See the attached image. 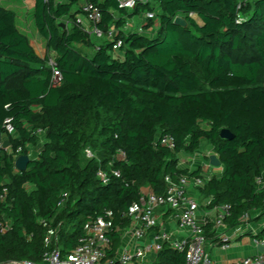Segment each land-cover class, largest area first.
<instances>
[{
    "label": "trees",
    "instance_id": "obj_1",
    "mask_svg": "<svg viewBox=\"0 0 264 264\" xmlns=\"http://www.w3.org/2000/svg\"><path fill=\"white\" fill-rule=\"evenodd\" d=\"M88 1L101 11L103 34L116 31L121 56L111 41L95 45L77 24L81 0H34L29 13L55 56L58 86L49 55L34 53L16 13L0 5V143L5 120L15 131L8 148L0 147V223H9L0 233L2 263L40 262L56 230L64 257L100 216L127 226L141 188L163 195L167 176L200 177V168H179L178 155L202 143L224 169L199 188L208 208L229 205L228 229L264 212V0H150L130 13L116 0ZM147 12L157 26L148 20L141 34L126 30ZM177 17L185 28L173 23ZM223 129L231 140L220 138ZM38 130L42 148L17 172L16 149L27 155L41 140ZM159 136L171 137L174 148ZM119 150L125 160L113 161ZM151 264H185V257L164 246Z\"/></svg>",
    "mask_w": 264,
    "mask_h": 264
},
{
    "label": "built area",
    "instance_id": "obj_2",
    "mask_svg": "<svg viewBox=\"0 0 264 264\" xmlns=\"http://www.w3.org/2000/svg\"><path fill=\"white\" fill-rule=\"evenodd\" d=\"M150 0H116L119 9L127 12H132L138 5H145ZM80 15L76 19L78 25L82 27L89 35H93L98 39L103 37L112 42V51L116 53L122 47L121 40H115L116 31L112 30L106 35L98 27L102 16L98 6L92 4L88 0H81ZM144 22L136 25L129 30V22L126 24V30L130 32L143 33V27L148 20H153L157 26V20L153 13L147 12L144 14ZM98 49V48H97ZM47 66L52 72V83L59 85L61 82V74L56 69L55 56L50 55L47 61ZM4 139L14 134V128L7 119L4 122ZM38 136H42L40 130L36 131ZM158 141L161 145L170 149L174 148L173 140L169 136H159ZM3 142L0 143L2 148ZM21 148L16 149L17 157L20 156ZM86 157H92L91 153L86 150ZM16 157V158H17ZM125 152L119 150L114 156L113 161L125 160ZM112 161V162H113ZM98 177L106 183L107 177L104 172L99 171ZM113 175L119 177L118 172H113ZM166 190L163 195H156L151 192L143 194L138 206L128 214L130 220L127 228H119L113 226L110 215L97 217L91 221L86 227L84 234L80 237L77 246L64 257L58 246L57 231L50 232L45 239L46 252L40 262H31L27 260L16 262H0V264H145V258L149 251H153L156 256L163 249L168 246L175 251L184 254L185 264H215L212 261L211 255L206 251V244L208 242L203 224L198 220L199 205L187 194V188L193 185L201 188L204 181L200 177H188L186 175L179 176L176 179L165 177ZM258 190L263 188L262 182L256 180ZM64 197L58 204L63 202ZM2 200V197L0 198ZM210 199L207 202V206ZM167 207L175 213L177 223L182 228L186 236L182 239L174 238L172 232L168 228L160 227L156 217V211L160 208ZM216 210L213 219V227L218 231L223 229L226 220L231 216L229 205H220L214 208ZM250 218L249 214L243 216V221L246 223ZM243 223V224H244ZM241 227L233 228V234L239 236L241 234ZM9 228V223H0V233H5ZM123 233L125 236L131 237L135 246L133 249L124 248L120 251L115 250L112 242L113 236L119 238V234ZM151 234V242L145 244V238ZM255 237L253 244L255 247H263V251H258L252 257H246L238 261L229 262L227 264H264V229ZM218 243L223 250L229 247L231 237L226 233H219L217 235ZM144 244V245H143Z\"/></svg>",
    "mask_w": 264,
    "mask_h": 264
},
{
    "label": "crops",
    "instance_id": "obj_3",
    "mask_svg": "<svg viewBox=\"0 0 264 264\" xmlns=\"http://www.w3.org/2000/svg\"><path fill=\"white\" fill-rule=\"evenodd\" d=\"M0 5L16 13V25L18 29L26 33L29 36V44L32 47L34 53L39 58H44L46 55H53V53L48 52L46 49L45 41L37 34L32 22L29 20V13L34 6V0H0ZM26 13H28L26 15ZM144 20L139 17H133L129 20V30L133 29L136 25L142 24ZM107 41V39H105ZM44 143L43 135L41 140L37 143L35 147L28 148V154L30 160L36 159L39 151ZM206 150L202 156H196L197 152L190 155L179 154V168L187 169L189 173L197 169H201L200 177L204 182L209 180L211 177H220L224 171L223 167H213L209 165V156L215 155L212 147L205 144ZM190 156V157H189ZM141 193H149L147 187L141 188ZM187 194L193 198L199 205L198 220L201 224L205 225L209 223V230L204 229L206 238L208 240L206 244V251L211 255L212 261L215 264H227L229 262L238 261L246 257H252L257 254L259 247H255L253 240L255 237L259 236L260 232L264 229V212L256 211L250 213L249 220L241 224V234L235 236L233 234V228L228 229L225 223L223 229L216 230L213 227V219L216 214V210L209 209L207 202L209 199L203 197L199 188L190 185L187 188ZM156 217L160 227L168 228L174 238L182 239L186 236L185 231L179 227L175 213L167 207L160 208L156 211ZM240 226V225H239ZM128 227V225H127ZM126 226L124 228H127ZM237 227V226H236ZM246 227V229H245ZM245 229V231H243ZM221 233H226L231 238L229 247L223 250L219 243L217 235ZM247 233V234H246ZM247 236V241L243 239V236ZM151 242V234L149 233L145 238V244ZM144 245V244H143ZM135 246L134 240L125 236L123 233L119 234V238L116 237V244L114 245L115 250L120 251L121 249L128 248L133 249ZM156 254L153 251H149L145 258V264H151L155 261Z\"/></svg>",
    "mask_w": 264,
    "mask_h": 264
},
{
    "label": "water",
    "instance_id": "obj_4",
    "mask_svg": "<svg viewBox=\"0 0 264 264\" xmlns=\"http://www.w3.org/2000/svg\"><path fill=\"white\" fill-rule=\"evenodd\" d=\"M173 23L175 25L183 27V28H185L187 26L185 20L180 18V17L175 18ZM59 27L61 29H64L65 26L63 24H59ZM219 136L221 139H225V140H231L233 138V135L226 129L221 130L219 133ZM2 148L3 149L8 148V141L7 140H5L3 142ZM29 161H30V159L27 155L18 156L14 161L15 170L17 172L25 171L27 169ZM209 165H211L213 167H219L220 166L219 159L217 158L216 155L209 156ZM258 249H259V251H263V247H259Z\"/></svg>",
    "mask_w": 264,
    "mask_h": 264
},
{
    "label": "rangeland",
    "instance_id": "obj_5",
    "mask_svg": "<svg viewBox=\"0 0 264 264\" xmlns=\"http://www.w3.org/2000/svg\"><path fill=\"white\" fill-rule=\"evenodd\" d=\"M27 14H28V13H26V15H27ZM29 17H30V15H29ZM139 17H141V18L143 19V18H144V14H141V16H139ZM29 20L31 21L30 18H29ZM90 38H91V41H92L95 45H97V46H98V45H103L104 42L106 41L104 37H103L102 39H98V38H96L95 36L90 35ZM116 54H118L119 56H121V55H122V51L119 50ZM114 56H115V55H114ZM205 150H206L205 143H202L200 149L198 150L197 154H195V155H196V156H202L203 153L205 152ZM190 156H191V155H190ZM190 156H189V157H190ZM245 229H246V227H245ZM245 229H243V231H245ZM246 234H247V233H246ZM243 239L247 241V236H246V235L243 236Z\"/></svg>",
    "mask_w": 264,
    "mask_h": 264
}]
</instances>
